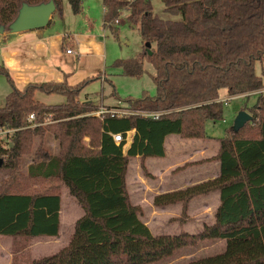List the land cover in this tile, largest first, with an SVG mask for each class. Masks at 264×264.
Wrapping results in <instances>:
<instances>
[{"label":"trees","instance_id":"obj_1","mask_svg":"<svg viewBox=\"0 0 264 264\" xmlns=\"http://www.w3.org/2000/svg\"><path fill=\"white\" fill-rule=\"evenodd\" d=\"M48 1L0 0V26L8 30L23 3ZM53 1L61 13L62 0ZM67 1L72 13L79 14L81 0ZM101 1L103 25L111 27L125 9L142 41L150 44V55L144 44L141 54L117 59L113 66L139 77L143 55L148 56L156 94L122 100L138 113L96 116L90 113L99 108L91 102L80 104L78 96L100 74L75 85H69L65 75L62 81L17 88L8 68L0 64V73L11 85L0 107V129L12 130L5 134V144L0 136V235L57 236L60 194L55 183L63 182L84 214L65 247L30 264H157L207 238L223 239L225 249L182 264H264V96L249 108L253 125L226 130L217 139L215 156L182 167L218 161L217 177L153 197L157 207L180 204L186 217L189 201L218 192L214 222L201 231L153 234L140 219L142 207L131 203L125 179L134 157L139 158L142 175L153 178L145 161L165 156L168 135L205 138V123L222 118L221 89L234 96L264 86L255 72V63L264 59V0H160L163 11L178 19L154 13L153 0ZM36 93L62 95L65 102L47 106L36 100ZM30 114L41 125L30 127ZM45 130L53 133L58 151L50 152L40 140L26 175L20 177L21 157L31 152L34 136L42 139ZM129 131L134 134L124 152L125 141L116 144L112 134L125 137ZM84 136L89 137L87 143ZM39 180L54 185L30 192V184Z\"/></svg>","mask_w":264,"mask_h":264},{"label":"rangeland","instance_id":"obj_2","mask_svg":"<svg viewBox=\"0 0 264 264\" xmlns=\"http://www.w3.org/2000/svg\"><path fill=\"white\" fill-rule=\"evenodd\" d=\"M81 5L82 11L79 14H73L68 1H61V13H58L55 10L49 25L44 27L46 35L52 38V42L50 41L51 44L49 46H52L51 49L54 55L58 57L59 54H63L65 51L63 48L64 46L62 47V44L58 41V34L68 31L71 34L80 33L83 35H93L92 40L99 45L101 48L100 51L91 46L90 50H83L80 56H74L73 64L70 67L68 66L69 68L72 67V70L66 75V82L69 85H75L87 78L100 74V78L91 80L84 85L78 96L80 104L91 102L93 105L97 106L99 110L90 113L96 116H99L101 111L102 113L103 111L109 112V110L110 112L117 110L131 111L129 105L122 100L126 98H140L144 93L149 96H154L156 94V87L152 79L155 70L148 56L143 55V73L139 77L124 75L121 68L113 66L114 61L117 59L136 57L142 53L145 43L142 41L139 30L137 27L131 26L128 20V11L125 9L120 12V15L117 18L119 23L117 24V21L115 20L112 22L113 24H116L113 27L115 30H118L116 33L113 29H104L103 27V7L101 0H81ZM152 5L153 12L164 19L179 18V16L171 17L166 14L163 11L164 5L160 0H153ZM5 38V35L0 34L1 65H4L5 60L1 51V46L6 43ZM85 45L89 46L87 42ZM255 72L262 78L264 84V59L261 62L255 63ZM9 74L14 81V77L10 71ZM15 86L19 88L18 84H15ZM260 89H264V86ZM10 91V83L7 78L0 73V107L4 105L6 95ZM256 91L237 94L235 95L236 97L231 98L229 102H222V118L215 123L211 121L207 123L206 131L208 134L215 136L222 135L226 130L228 133L232 128L237 112L240 110H243L252 116L249 108L256 103L260 96L258 94L259 92L256 94L254 93ZM222 97H225L224 93ZM35 98L44 105L51 107L61 105L65 102V97L58 94L45 95L43 93H36ZM112 104L116 107H111ZM257 114H260L259 111H257ZM38 125H41V123ZM251 125H253L252 121ZM130 134L131 131L128 136ZM1 137L3 144H5V134L3 133ZM40 140L42 141L43 146L49 149L50 152L56 153L58 151L57 140L54 139L53 133L50 132V130H45L42 139L34 136L31 152L24 154L21 157V164L19 167V173L21 174L20 177L26 175L27 166L34 160L33 152ZM83 141L87 143L89 137L84 136ZM134 164L135 163H132L128 170V189L133 203L140 204L142 207V215L140 216L141 220L149 227L153 234H173L183 230L189 233H197L202 230L204 225L214 222L216 204L212 198L208 199L209 203L205 206H201L197 201H194L203 196L189 201L186 210V217L181 216L180 204H177L180 206L179 208L176 206L171 207L170 209L164 208L167 206H154L152 198L149 195L151 189L145 186L142 187L139 184V182L143 181H139L140 179L137 176L138 169L134 167ZM195 165L198 164L190 166ZM180 170L174 171V174ZM144 178L153 179L147 177ZM55 184H58L61 199L59 235L54 238L29 237L24 235L7 237L0 235V264H30L32 260L54 254L68 244L73 233L75 222L84 214V211L78 204L77 200L69 193L68 188H66L63 182ZM52 185L54 184L39 180L38 182H32L29 190L30 192L43 191ZM192 201L194 202L191 203ZM180 218L184 221L183 223L178 221ZM224 249L225 241L223 239H202L198 241L195 246L182 248L173 256L157 264H182L193 259L221 253Z\"/></svg>","mask_w":264,"mask_h":264},{"label":"crops","instance_id":"obj_3","mask_svg":"<svg viewBox=\"0 0 264 264\" xmlns=\"http://www.w3.org/2000/svg\"><path fill=\"white\" fill-rule=\"evenodd\" d=\"M81 11H82V5H81ZM103 12H104V7H103ZM53 14L51 15V18ZM118 23L119 20H117V24ZM114 25L116 24L112 23L111 27H107L105 25H103V27L104 29L115 30V28H113ZM131 26L138 28L137 25H131ZM44 29L45 28L43 27L34 30H27V31L15 32V33L10 32L8 30L0 33L5 35L6 37L5 38L6 43H4L1 46V51L5 58L4 65L11 72L12 76L14 77L15 84H18L19 88H23L26 84L30 82H41V81H51V80L62 81L65 75H68V73H70L72 70V67L71 68L69 67L73 64L74 56L76 55L80 56L83 50H90L91 46L97 49L98 51H100L101 49L99 45L94 40H92L93 35L91 34L83 35L80 33L71 34L68 31H65L62 34H58V41H60L62 47L64 46L63 48L65 51L63 52V54H59V56L56 57V55H54L51 49L52 46H49L52 42V38L46 35ZM115 31L117 33L118 30ZM86 42L88 43L89 46L85 45ZM66 48H71L75 52V54H67ZM223 93L225 97H222ZM226 93H227L226 89H221L219 92V99L228 97L229 95L227 96ZM111 107H116V106L112 104ZM208 122L210 121H207L205 123L206 137L203 139H184L176 134H170L165 138L164 140L165 156L162 158H148L145 161L147 171L153 176V179H146L142 176L139 167L138 157L131 158L128 163L127 173L125 177L128 192H129L128 183H127L128 170L132 163H135L134 167L138 169L137 176L140 179L139 181H143V182H139V184L142 187L145 186L151 189L149 195L151 196L152 200L155 195L184 189L186 187L207 180H211L217 177L219 174L218 161H211V162L198 164L195 166H188L174 174V171H176L177 168H182L188 163H194L201 160L209 159L217 154L219 148V142L217 141V139L219 137H222L225 132L222 135H217V136L208 134V132L206 131V125ZM133 134L134 132L131 131L130 138L131 136H133ZM130 141L131 140H129V142L125 144L124 152L130 145L131 143ZM129 196H130V192H129ZM210 198L213 199L214 203L216 204L215 208H217V206L219 205L218 192H212L211 194L197 198L194 201H197L198 204L201 206H205L208 205L209 203L208 199ZM130 200L133 205H138L133 203L131 196H130ZM194 201H192L191 203H193ZM176 206L178 208L180 207L179 205L175 204L164 208L170 209L171 207H176ZM73 232H74V228H73ZM59 233H60V226H59L58 235ZM164 234H169V233H164ZM173 234H177V233H173ZM57 236H35V237L54 238ZM7 237H13V236H7Z\"/></svg>","mask_w":264,"mask_h":264},{"label":"water","instance_id":"obj_4","mask_svg":"<svg viewBox=\"0 0 264 264\" xmlns=\"http://www.w3.org/2000/svg\"><path fill=\"white\" fill-rule=\"evenodd\" d=\"M55 10L56 5L53 0L36 5H29L27 3H23L18 10L16 18L8 25V30L10 32L15 33L43 28L48 25L51 15L54 13ZM3 31H5L4 27L0 26V33H2ZM145 47L147 49L146 53L150 55V44L145 43ZM251 121L252 116L249 113L240 110L237 112L234 118L232 130L238 131L247 122Z\"/></svg>","mask_w":264,"mask_h":264},{"label":"built area","instance_id":"obj_5","mask_svg":"<svg viewBox=\"0 0 264 264\" xmlns=\"http://www.w3.org/2000/svg\"><path fill=\"white\" fill-rule=\"evenodd\" d=\"M117 21V19L115 20ZM66 53L67 54H75V52L71 49V48H67L66 49ZM259 92V93H258ZM255 94L258 93L259 95H262L264 96V89H260V90H257L256 92H254ZM236 97L235 95L234 96H228L226 98H221L219 99L220 102H223V103H227L231 100V98H234ZM104 112V111H103ZM102 113V111H101ZM109 113L111 114H116V115H125V114H132V113H138V112H135V111H126V110H117V111H112L110 112L109 110ZM143 115H146V116H151L153 118H157L158 115H159V112H143L142 113ZM27 121L28 123H30V126H35V125H38V123H34V114H30L27 118ZM12 130H3V129H0V136L8 132H11ZM130 132V131H129ZM129 132L126 133V136L123 137L121 133H116V134H112V138H113V141L116 143V144H119L120 142H122L123 140L126 142H129L130 139H132V136L130 138V135L128 136Z\"/></svg>","mask_w":264,"mask_h":264}]
</instances>
